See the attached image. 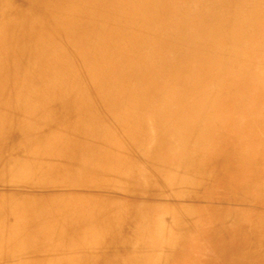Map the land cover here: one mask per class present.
<instances>
[{
    "label": "bare ground",
    "instance_id": "1",
    "mask_svg": "<svg viewBox=\"0 0 264 264\" xmlns=\"http://www.w3.org/2000/svg\"><path fill=\"white\" fill-rule=\"evenodd\" d=\"M71 1L0 0V71L14 69L18 74L0 76V93L9 95L0 103V133H6L0 134V182H17L15 189L0 188V215H4L0 264H264V67L260 78L244 82L252 94L232 97L222 108L179 104L158 111L154 107L147 115L111 98L123 97L118 79L101 88V80L107 81L109 71L118 72L125 61L116 44L96 65L72 63L73 79L65 76L57 85L62 100L46 111L45 121H52L62 110L98 99L104 107L96 110H102L95 112L98 118L90 115L95 120L82 122L85 115L71 116L83 126L104 124V129L79 135L75 125L55 132L53 122L39 125L42 110L32 109L24 92L30 77L31 86H37L41 80L46 84V77L51 82L59 72H67L68 61L54 64L65 52L80 58L88 50L62 44V55L49 52L67 36L61 30L79 18H89L92 5L102 0ZM147 1L148 5L137 6L140 17L117 18L113 24H146L155 7V0ZM177 1L176 10L169 11L179 17L178 33L167 42L171 52L187 55L196 48L190 47L194 40L205 41L211 59L222 67L221 57L228 46L235 47L236 33L240 37L246 30L255 35L252 53L264 51V0ZM120 10L119 4L108 9ZM221 33L225 36L218 41ZM133 34L130 31L121 42L132 44ZM128 51L130 67L145 71L148 83L155 86L154 54L139 49L146 57L139 67L134 62L139 51ZM189 70L193 77L195 69ZM99 71L100 78H94ZM123 72L126 76L124 68ZM16 79L22 85L11 87ZM240 80H232L230 88ZM147 116L157 121L154 130L161 138L151 147L145 146L150 134L140 131ZM212 117L221 118L224 128L209 143L204 121ZM244 119L241 128L247 129L241 130ZM203 133L207 137L200 138ZM187 134L199 138L187 142ZM246 136L255 141L245 143ZM27 157L30 165L23 162ZM139 168L147 173L138 175ZM189 173L201 179L193 182ZM42 177L46 182L40 181ZM47 181L62 188L54 189ZM192 192L198 200L190 199ZM34 229L36 237L28 245L26 230ZM18 246L21 252L15 257Z\"/></svg>",
    "mask_w": 264,
    "mask_h": 264
},
{
    "label": "rangeland",
    "instance_id": "2",
    "mask_svg": "<svg viewBox=\"0 0 264 264\" xmlns=\"http://www.w3.org/2000/svg\"><path fill=\"white\" fill-rule=\"evenodd\" d=\"M115 1L116 0H102L96 5L93 4V14L87 16L89 18H79L71 24V28L67 27V29L61 30L65 32L67 36L61 38L60 41L56 42V46L49 50V52L55 51L61 54L60 47L62 44H64L63 46L66 48H69L72 45H80L82 48H88L86 52L81 54L80 58L68 52H65L63 56L57 58L54 64H58L61 60L68 61L69 68L67 72H59L57 74L56 80L51 82L49 81V78L46 77V84L41 80V83H39L37 86H31L30 83L32 78L30 77L28 79V82L26 83V91L24 92V95L27 98L25 100L28 101L27 104L30 105L32 109L36 108L40 111L42 110V112H40L39 116L37 117V120L40 121L39 125L46 126L50 122H53L56 130L55 132H59V130L61 129H67L70 128V126L77 125L79 126V128L74 132H78L76 134L79 135H82L85 132L88 133L93 130L99 131L104 129V124L90 126L84 125V127L83 124L78 123L80 120H77V118H73L71 116L72 113L85 115V117L82 119V122L95 120L91 119L90 115H93L92 117L98 118L99 115H97L96 113H100L102 112V110H96L104 107V105H99V103L97 102L98 99L89 98L87 101L80 103L81 105L71 108L69 110L70 112L62 110L60 114L55 115L52 121H45L46 111L48 112V107H53L55 103L57 106L59 101L62 100L63 95L60 94V90L57 89V85L60 80H63L65 78V76L73 79L72 76L69 75L72 63H80L78 67H90L96 65L98 60L102 61V59L107 55V52L110 51V47L116 44L122 47L119 48L118 53H121L123 55V60L125 61H123V65L120 63V70L118 72L109 71L108 75L110 76V78H107V81L105 79L101 80V85H103L101 86V88L108 87L107 85H109L112 79H118L122 86L121 89L125 90L123 93V97H118L119 95H113L111 96V98L114 100L121 99L119 101V103H121V106L137 110L139 113L151 115V111H154V107L155 111H158L163 110L169 106L179 104H209L218 106L217 108H222L227 104V101H230L232 99V97L236 99L237 96H247V94H252V89L248 88L249 84H246L244 82L247 79H256V76L260 78L259 70L264 67V51L261 50L260 52L256 53L254 49V53H252L254 46L253 44L255 42V35L252 33V31L246 30L243 33H240V37L238 36L239 33H236V43H233L235 47L232 48L231 46H228L227 49H229V51H227L221 57V60L224 62L221 67L220 61H216L215 63V59H211L209 51L206 47L207 43L205 41L202 42L200 40H194L190 44V47L196 46V48L190 49L187 55H180L179 53H176V50L171 52L172 49L169 48L167 42H171L173 39H175V36L178 33V29L175 28L177 27V23L179 22V17L176 12H172L171 14H169V11L176 10L180 3L177 0H155V7L153 8V14H151L153 15L152 19H149L148 21L144 20L146 24L139 26H131V22H125L123 25L119 26H115L113 23H116L117 18H123L127 21L130 17L133 16L140 17L142 13L138 10L137 6L139 4L146 6L149 4V2L147 0H141V2L140 0L138 2H133V0H119L117 2ZM71 3L79 4L77 0H72ZM117 4L121 6L120 12L112 13V11H108V9H111L112 6L114 7ZM136 7L137 10L133 9ZM1 8L2 6L0 5V9ZM127 13L128 16L125 17ZM231 16L235 18L234 13H232ZM167 18L170 19L167 21ZM91 21L93 22V24L91 23ZM98 24H101L102 26H99ZM113 25L114 27L111 28ZM204 26H208V22H205ZM196 29L197 26L194 27V30ZM130 31L135 32V34H133L129 38L130 41L132 40V44H130L129 41L123 44L121 42L123 36H127L128 34H130ZM224 36V33L218 35V41L223 40L221 38H224ZM133 44L135 46H132ZM123 48L126 49V55H124ZM134 48L137 51H139V49H142L147 53L154 54L153 67L155 68V86L148 83L149 77L147 76L145 71L141 70L138 72L130 67L132 55L128 50ZM178 48L176 47V49ZM169 52L171 53L169 54ZM139 53L140 58L135 60L134 62L139 67H141L143 64H145L146 57L140 51ZM185 58L186 61L184 60ZM178 60L181 61V64ZM175 63H178L179 65ZM183 64L186 68H184ZM123 68L126 71V76L121 75L124 74ZM134 68L137 69L136 67ZM190 68L195 69L193 77H189L191 73L189 70ZM183 69L186 70L184 71ZM0 73V76L2 74H6L7 76L18 75L16 70L14 69H7L5 72L0 71ZM113 73L116 74L113 76ZM84 75L85 73H83L81 77H83ZM100 75L101 71L95 72L93 77L98 79L100 78ZM182 76H184L185 78L188 77L189 80L187 81L186 79H182ZM235 78H241V80L238 82L237 86L231 89L229 85ZM17 85H22L20 79L14 80L13 84H11V87H15ZM194 88H196V90ZM129 91L132 93L127 96V93ZM7 96L9 95L4 92L3 94L0 93V103L4 102ZM111 102L117 104L114 101ZM134 106L137 108H134ZM215 110H217L216 107ZM217 112L221 111L217 110ZM13 120L17 122L19 119L17 117H14ZM179 121L180 120H177L176 122ZM244 121L245 119L242 121L241 125H239L240 128L246 125L244 124ZM154 123L156 125L157 121H154V117L150 116H147V118L144 119V121H142L141 123L142 127L140 131L142 133L150 134L146 141L147 144L145 143V146L147 147H151L153 145V142L161 140V138L159 139V137L155 134ZM204 125L207 129L205 133L209 132V137L205 136V133H203L200 135V138L207 137V142H213L214 140H216V135H218L224 128V122L219 117L205 119ZM246 129L247 128H241V130ZM22 131L23 129L19 130L18 133L20 134V132ZM0 134L6 133L2 131ZM11 137L14 139L17 138V133L12 135ZM185 137L186 141L189 142L190 139H194L193 137L199 138V135L192 136L190 134H187ZM244 140L245 143L248 144H250L252 140L255 141L254 136H246L244 137ZM21 154L22 153H20L18 156H20ZM262 154L263 152H261L260 155ZM23 162L24 164L30 165L29 158L28 160L23 159ZM146 171V169L139 168L137 173L138 175H141L144 172L147 173ZM213 175H215V173ZM187 176L191 180L193 179V182L201 179L200 175H192V173L187 174ZM192 176L194 177L192 178ZM40 181L46 182V179L42 177L40 178ZM48 183L50 187L54 189L62 188L59 185H55L50 182ZM16 184L17 182H0V188L3 187L2 185H6L7 189L9 190L10 188L15 189ZM146 184H148V186H152V183L149 184L147 181ZM194 194H196V192H192L190 199L198 200L199 197L196 196L197 194L193 196ZM3 216V214L0 215V217ZM46 219L49 220V218ZM26 231L29 236L25 237L24 241L29 245L30 242L33 241L36 237L33 235L35 233V229ZM20 252L21 247L18 246L14 250L15 257L19 255ZM120 254L122 255V253ZM121 257L125 256L122 255ZM203 260L204 262H206L209 259L208 257H205V259L203 258L202 261Z\"/></svg>",
    "mask_w": 264,
    "mask_h": 264
}]
</instances>
